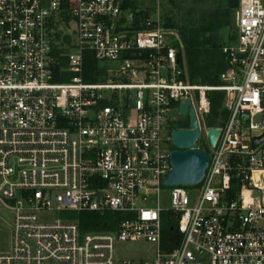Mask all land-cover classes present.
I'll return each mask as SVG.
<instances>
[{"label": "built area", "instance_id": "built-area-1", "mask_svg": "<svg viewBox=\"0 0 264 264\" xmlns=\"http://www.w3.org/2000/svg\"><path fill=\"white\" fill-rule=\"evenodd\" d=\"M65 1L0 0V211L13 216L0 264H264V142L253 145L264 135V0H240L221 86L190 82L180 34L158 11L137 29L124 0ZM57 48L65 82L54 81ZM87 52L97 82L85 79ZM213 92L225 93L228 113L212 127L221 131L215 148L205 124ZM187 101L210 166L194 202L187 187H172L164 210L172 125ZM51 211L126 219L83 233L74 218L49 220ZM139 241L156 246L154 259L118 257L120 243Z\"/></svg>", "mask_w": 264, "mask_h": 264}, {"label": "trees", "instance_id": "trees-1", "mask_svg": "<svg viewBox=\"0 0 264 264\" xmlns=\"http://www.w3.org/2000/svg\"><path fill=\"white\" fill-rule=\"evenodd\" d=\"M175 8L179 7L177 0H167ZM67 2V0L65 1ZM186 2V1H182ZM240 0H189L192 5L179 17L167 13L163 16L164 24L168 28L176 29L182 39L183 53L185 56L189 80L193 84L221 86V75L228 69V62L223 53V47L234 40L233 15L239 7ZM131 0H124L123 10L133 9ZM151 10L136 13V28L139 22L151 15ZM70 21V16H64ZM230 30L228 40L223 39V33ZM60 38V36H58ZM60 49L54 51L58 59L56 67L57 76L55 82H65L66 76L59 75V69L66 65V60L60 57ZM99 64L93 53L85 54V79L88 82L100 80ZM212 108L209 126L222 127L228 117L224 109L225 93L213 92L210 94ZM184 128V127H182ZM240 187L232 185L230 195L234 197ZM74 219L78 220L83 233L112 232L117 230L119 224L126 216L118 212L100 213H73ZM175 224V223H173ZM171 226L164 227V247L166 237L172 236ZM175 226V225H173Z\"/></svg>", "mask_w": 264, "mask_h": 264}, {"label": "rangeland", "instance_id": "rangeland-1", "mask_svg": "<svg viewBox=\"0 0 264 264\" xmlns=\"http://www.w3.org/2000/svg\"><path fill=\"white\" fill-rule=\"evenodd\" d=\"M183 0H177L179 3L180 10L178 8H175L167 0H131V2L134 4L133 9H128L123 12V15L126 18H130L133 11L136 13L139 12H146V11H158L162 16H164L167 13H170L174 16H180L181 14L185 13L192 5H190L189 0L185 3L182 2ZM151 12V13H152ZM233 25H235V17L233 15ZM62 32L67 33V29L64 26H60ZM231 33L230 30H226L223 33V39L225 41L228 40V35ZM177 122H175L172 125V130H179L184 128H190V118L189 116H176ZM209 117H205V124L207 127L209 126ZM262 118L257 117L255 119V123H261ZM199 144L203 149H206L209 156L212 155V151L205 139L204 133H200L199 137ZM173 149L177 150L176 147H173ZM189 197L192 202H194L199 194L202 191V185L197 186H191L186 188ZM172 187H166L162 186L160 190V205L164 210H168L172 206ZM156 203V197L153 196L152 203ZM48 218L51 221H56L60 219H66L71 218L73 219V214L66 215L65 213L58 212V211H51L48 213ZM164 223L165 226H169L170 222L172 221L171 216H169V213L164 214ZM12 223H13V216L11 211H0V252L2 253H8L11 251L12 246ZM118 257L120 259H135V260H148V259H154L156 257L157 248L152 243L148 242H123L120 243L117 247Z\"/></svg>", "mask_w": 264, "mask_h": 264}, {"label": "water", "instance_id": "water-1", "mask_svg": "<svg viewBox=\"0 0 264 264\" xmlns=\"http://www.w3.org/2000/svg\"><path fill=\"white\" fill-rule=\"evenodd\" d=\"M181 61V55H179ZM190 101L181 107V115L189 116L190 128L179 129L172 132L173 145L177 148L172 153V170L163 181L166 187H191L200 185L210 166V156L206 149L198 150V140L203 123L199 124L196 112H189ZM220 129L212 128L208 131V140L211 148H215L219 139ZM264 142V135L254 140V147ZM259 193L255 192V196Z\"/></svg>", "mask_w": 264, "mask_h": 264}, {"label": "flooded vegetation", "instance_id": "flooded-vegetation-1", "mask_svg": "<svg viewBox=\"0 0 264 264\" xmlns=\"http://www.w3.org/2000/svg\"><path fill=\"white\" fill-rule=\"evenodd\" d=\"M182 129H189V128H182Z\"/></svg>", "mask_w": 264, "mask_h": 264}]
</instances>
